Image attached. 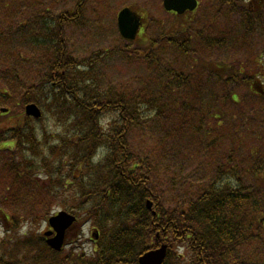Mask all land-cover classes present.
<instances>
[{"label": "trees", "instance_id": "obj_1", "mask_svg": "<svg viewBox=\"0 0 264 264\" xmlns=\"http://www.w3.org/2000/svg\"><path fill=\"white\" fill-rule=\"evenodd\" d=\"M77 1L74 12L31 9L6 28L16 30L19 39L28 38L32 46L28 53L16 50L14 56L29 67L32 62L39 66L33 85L21 81L20 102L25 106L32 102L29 91L40 92L39 99H33L43 112L37 120L44 118L48 108L62 124L60 133L42 139L31 125L32 118L23 112L19 115L22 123L0 124V138L16 142L12 152L23 158L22 168L17 166L14 171V181L32 171V155L40 152L48 184L29 173L35 180L33 187H26L29 197L44 191V199L62 200L65 209L97 229L100 236L87 251L80 232L82 246L76 253L75 239L67 241L70 248L57 250L45 237L32 239L25 234L23 239L11 240L7 247L16 254L0 264H14V260L26 264H139L142 254L162 244L168 245L163 264H264V91L257 89L261 87L254 75L246 76L235 65L207 60L192 49L191 43L199 41L214 52L227 38L210 39L193 25L191 16L175 17L164 26L157 20L162 33L154 39L147 33L142 34V42V37L140 42L120 37L111 47L79 58L70 49L66 28L81 17L80 7L89 0ZM225 3L228 7L218 13L226 19L239 14L247 36L264 27V0ZM6 7L1 6L0 13L5 14ZM31 21L40 27L30 31ZM4 39L0 33V42ZM118 59L132 71L128 80L110 79L108 69ZM257 70L255 75H261L264 87V61ZM213 77L225 86L221 96L212 95L208 80ZM240 84L247 85L249 95L262 105L229 110L247 101L233 91ZM193 95V101L205 102L209 111L204 117L186 118ZM157 119L174 126L169 133L157 125L161 142L188 136L198 140L206 153L221 150L211 179L196 184L187 178L179 180L170 168L161 173L154 155L136 146V133L145 134L148 123ZM253 124L258 130H251ZM223 125H229L232 134L214 133L213 127ZM59 190L73 191V196L59 195ZM35 213V208L29 213L33 221L38 219ZM25 249L32 254L29 262L19 254Z\"/></svg>", "mask_w": 264, "mask_h": 264}, {"label": "rangeland", "instance_id": "obj_2", "mask_svg": "<svg viewBox=\"0 0 264 264\" xmlns=\"http://www.w3.org/2000/svg\"><path fill=\"white\" fill-rule=\"evenodd\" d=\"M39 2L43 3L37 5ZM225 2L227 0H200V7L191 18L193 19V25L203 30L205 34L210 35V37H226L228 42L225 41L224 45L217 47L214 52L205 50L199 41L191 43V47L197 52L203 53L207 60L216 59L215 61L237 66V70H241L246 76L248 73L251 75L257 74L254 71H256L260 62L264 61L262 57L264 55V27L261 26L255 34L247 36L245 30H243V21L239 14L232 13L231 19H226L224 14L218 13V9H226L228 7V4ZM76 4L77 1L74 0H13L12 2L0 0V7L7 6L5 8L7 12L2 14L1 11L0 13V33L5 36V39L0 42V107H8L10 109L7 114L0 113V124L22 123L24 121L19 116L24 112V105L20 102H23L20 84L21 81H25L29 85H33L32 81L36 79L37 70L39 69L36 63L32 62L29 67L23 64L21 59H17L14 56L16 50H24L28 53L32 46L28 38L19 39V35H15L16 30L13 31L12 28L6 30V28L9 27L11 22H15L17 17L23 16L21 13L25 15L31 9L40 10L44 8L45 10L49 8L51 13L59 14L66 10L74 12ZM125 6L137 7L142 13L145 11L140 7L148 8L151 13H154V16L150 17L153 21L149 25L152 28L149 29L150 35L153 37H158L162 33L157 20L162 21L165 25L169 22L172 23L176 19L173 16L169 17V13L162 10V0H90L86 10L84 7L80 8V21L76 19L66 28L70 37L69 44L73 47L72 51L74 54L80 58L88 56L94 51L110 47L109 44L120 37L115 23L118 10ZM88 21L89 23L87 24ZM31 24L30 31L33 26L40 27L34 21H31ZM28 33L29 31L26 30L27 35ZM23 68L25 69L24 71L21 70ZM108 71H110V79L112 80L117 79L119 76L123 80H128L132 76L130 67L121 59L114 61ZM105 74L107 75V67L105 68ZM208 82L212 85V95L221 96L222 88L225 89V86H222L214 77L213 79H209ZM34 91L35 89L28 93L29 100L31 101L40 96V92ZM233 91L240 98H245L247 101L234 104L236 109L233 107V109L230 108L229 110L237 111L244 107L262 105L256 97L254 98L249 95V87L244 84L236 85ZM205 93L209 96L210 90ZM203 103L192 101V104H188L185 113L186 118L204 117L207 115L209 110H205L206 104ZM45 112L42 120L36 121L32 118L31 121L32 127H36V131L42 139L46 134L52 135V133L59 132L62 126L48 108H46ZM158 124L161 126L163 132L173 133L174 129L170 128L174 127L172 124L157 119L152 123H148L145 134L137 132L135 138L137 147L140 146L145 152L149 150L154 155L156 164L160 167V172H168V168H170V174L173 176L177 174L179 180H186L187 178L188 182L196 184H201L211 179L214 174V160L220 155L221 150H208L206 153L198 140L188 136L178 137L177 139L171 137L168 141L164 140L161 142L162 139L157 135L160 133L157 128ZM250 128L251 130H258L255 124L250 126ZM213 131L216 134H232V128L229 125H223L219 128L213 127ZM2 143L0 142V148L4 147V143ZM165 144L167 146L163 148ZM13 153L16 155L12 156ZM17 154V151L0 150V260L5 261H11L12 254H16L13 248L9 249L7 247L11 243V240L16 242L18 237L23 239L24 236H29L34 239L38 235H42L46 227H48L46 215L50 216L65 209L62 206L64 205L62 200L57 203L51 197L47 200L44 199L47 196L44 191L37 196L33 195L29 197L30 192L28 193L26 187L28 185L33 187L36 179L40 181L43 179L44 181H42L46 182V185L48 184L45 168L41 162L42 160H40V152L33 154V159L30 160V166H32L31 172L35 173V180L32 181L30 179L29 173L31 172H28L23 174V178H15L16 182L14 181V171L17 166L22 168L21 161L23 160ZM181 162L184 163V166H181ZM24 171L27 172L30 169ZM39 174L41 175L39 176ZM35 190L33 189L34 192H32L38 193ZM58 194L71 198L73 191L61 192L59 190ZM67 202L70 207L72 201L68 200ZM34 208L36 209L35 216L38 219L33 221L29 218V213ZM2 211L3 214L9 215V220L2 217ZM14 216L16 219H13ZM82 223L83 221H80L67 236L68 242L75 239L76 250L74 251L76 253L79 250V246L84 245V249L91 251L94 245L91 239L92 227L88 223ZM14 227H16L15 231L12 230ZM80 232L82 245L79 243V237L77 236ZM77 238L78 240H76ZM70 247L68 244L66 249ZM19 254L22 255L23 260L27 259L26 261L28 262L30 257H32L31 252L27 251V249L22 250ZM13 263L26 264L27 262L17 263L14 260Z\"/></svg>", "mask_w": 264, "mask_h": 264}, {"label": "water", "instance_id": "obj_3", "mask_svg": "<svg viewBox=\"0 0 264 264\" xmlns=\"http://www.w3.org/2000/svg\"><path fill=\"white\" fill-rule=\"evenodd\" d=\"M197 0H164V6L167 10H174L180 14L187 10L193 11L197 7ZM119 27L122 34L126 38H134L137 30L136 23L133 22L130 10L124 9L119 15ZM6 111V109H2ZM26 111L28 114L40 116L41 111L36 104H30L27 106ZM148 206L151 208V204ZM76 221V217L66 211H60L57 215L50 218V224L57 231V235L48 240V243L55 249L60 250L64 243L65 232ZM51 232H46L49 235ZM97 238V233L94 234ZM167 252V246L163 245L160 249L147 252L141 256L140 264H162Z\"/></svg>", "mask_w": 264, "mask_h": 264}]
</instances>
